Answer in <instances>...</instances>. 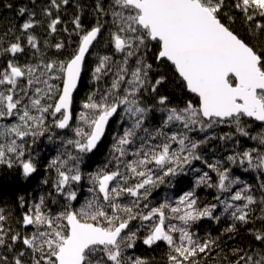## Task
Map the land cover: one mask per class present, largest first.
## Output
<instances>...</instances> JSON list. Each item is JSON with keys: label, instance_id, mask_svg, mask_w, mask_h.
<instances>
[{"label": "snow or ice", "instance_id": "obj_1", "mask_svg": "<svg viewBox=\"0 0 264 264\" xmlns=\"http://www.w3.org/2000/svg\"><path fill=\"white\" fill-rule=\"evenodd\" d=\"M68 4L48 0L41 19L36 11L20 7L19 16L27 18L19 35L10 29L11 39L9 33L0 37V121L5 122L0 123V165L17 167L22 179L30 180L38 172L32 155L37 139L47 135L62 146L42 181L50 186L47 195L31 207L21 196L18 219L0 208V264H152L146 257L125 254L137 241L150 249L167 245V264H207L215 249L225 251V236L231 240L238 226L256 221L261 227L248 229L252 242L231 249L220 264H264V179L257 199L252 187L231 176L222 161L209 162L200 151L211 140L248 137L258 147L226 160L264 177V129L252 135L249 123L264 125V0H97L94 12L106 19L85 28L75 15L71 23L78 39L61 59L65 43L41 41L34 30L43 27L48 36L56 34L63 23L61 8ZM233 12L240 13L247 38L233 28ZM103 30L113 52L99 56L91 69L95 87L73 126L74 93L86 56ZM46 49L56 54L49 57ZM29 51L30 59L21 63ZM168 83L188 94L182 105L160 93ZM156 113L161 114L159 125L149 127ZM116 117L119 128L106 162L85 173L81 165L104 147ZM222 125L234 131L207 134ZM54 129L71 135L57 136ZM194 133L206 135L198 139ZM194 161L216 174L214 181L203 171L195 185L215 188V202L201 204L193 188L175 202L150 206L153 189ZM85 180L89 196L76 207ZM222 218L232 222L220 236L201 238L194 231L202 220L219 223Z\"/></svg>", "mask_w": 264, "mask_h": 264}, {"label": "trees", "instance_id": "obj_2", "mask_svg": "<svg viewBox=\"0 0 264 264\" xmlns=\"http://www.w3.org/2000/svg\"><path fill=\"white\" fill-rule=\"evenodd\" d=\"M48 0H36L35 5H33L32 0H0V37L4 36L5 33H9L7 39L12 38V32L10 29H15V34L19 35V26L24 22L27 16L21 17L18 14L20 7H27L30 11H36L37 19H41L40 9L41 7L47 6ZM97 0H69V4L62 6L60 11V16L63 21L61 25L58 26V32L51 36H48L43 27H37L34 31L41 38V41L48 39L51 43L56 41H63L66 45L65 49L62 50V55L60 58L63 59L68 52L72 51L75 47L78 37L73 31V24L71 23L75 15L79 14L81 17L82 24L85 28L90 27L95 24L96 20L99 18L101 20L106 19L105 17H98L95 12V5ZM107 3V0H105ZM228 3L231 4V0H228ZM11 4V8L5 7V5ZM228 9H226L227 11ZM235 17V23L232 25L233 28L239 32L242 36L247 38V27L244 25L242 18L239 12L232 13ZM67 27L68 32H64L63 28ZM71 33V35H70ZM108 32L106 30L102 31V35L98 38V42L94 44V47L90 49L89 54L86 57V69L82 74V82L79 89L74 94V122L75 126V116L81 110V103L85 100L87 95H89L93 90L95 85L91 81V69L98 62L99 56L111 55L113 50L111 46L107 43ZM49 57H53L56 54L55 49H46ZM31 57V52L29 51L23 57H21L20 62L23 63L29 60ZM119 59V55L115 57ZM4 62V58L0 57V65ZM151 62V61H150ZM165 69L168 71L170 80L172 79V72L170 69ZM155 73H153V76ZM160 93L166 94L169 96L172 104H183V101L188 98V94L182 92L179 87L175 84L168 83L160 89ZM147 103H151L149 98ZM160 113L156 115L151 120L149 127H156L159 125ZM119 117L114 118L111 122L108 132L104 140V147L100 152L96 153L94 157L90 160L85 158L84 163L81 165L82 171L85 173L95 171L98 167H102L108 158V150L112 143V135L116 133L119 126L117 124ZM0 123H5L0 121ZM252 135H256L261 129H264V125L258 124L256 122H251ZM57 133V136H68L71 135L67 130L59 131L54 129ZM234 131V128H229L226 125H222L217 129L209 130V133L213 132L219 136L223 133H228ZM196 138H203L205 133L193 134ZM235 139H239V144L235 143ZM61 144L58 139L53 141L48 140V136L40 137L37 139V142L32 145V155L33 158L37 161L38 172L34 175L33 179L24 180L20 176L19 170L17 167L9 169L6 165H0V208H3L6 212H10V215L14 218H19L23 213V209L19 207V198L23 196L28 202V206L31 207L34 203L39 202L40 196H46L47 193L51 190L49 185H45L42 181L49 176V171L47 170V165L50 161L58 155V152L61 150ZM258 147L256 141L251 140L248 137H234L233 140L224 142L218 139L211 140L207 145L202 146L200 149L204 158L209 162H215L220 160L223 162L224 167L231 169L230 175L233 177H239L241 181L246 185L252 187V194H254L257 199L260 198V190L258 185L261 183L264 177L258 171L248 170L245 171L244 168L246 165L241 166L239 163L232 164L227 162L226 157L228 155L234 154L235 152L243 151L246 149ZM193 169H200L201 172H195ZM203 171H209L212 175L213 180H216V174L207 169L201 161H194L192 165L185 166L184 171L177 175L176 177H166L165 183L159 185L153 189L151 196L149 197L150 206H158L160 203H163L166 199L169 202H175L186 191L193 190L195 188L197 195L199 197V202L201 204L215 202L213 197L216 195L215 188H207L201 186L196 188V180ZM159 174V173H158ZM54 175V173H52ZM83 187L81 188L79 199L75 203L76 207H79L80 204L84 202V199L89 196L86 189L88 187L87 181L85 180ZM244 185H241L243 187ZM50 206L53 210H56L57 206L51 204ZM227 215V214H225ZM256 216H259V210L257 209ZM11 222V221H10ZM232 221L227 218H222L219 223L209 220H202L194 228V231L198 233L201 238H207L210 233L214 238L220 236L224 229ZM140 222L133 221L132 227L135 230L138 227ZM13 227H16L13 224ZM239 233L234 235L231 240L224 237L221 247L225 251H220V248L215 249L212 256L207 258V264H220V258L223 257L226 253H230L231 249L236 247H244L252 242V236L250 235L249 228H260L261 224L259 221H256L255 224H249L246 226H238ZM31 229H26L30 231ZM143 232V229L141 230ZM168 252L167 245L160 243L158 247L154 246L153 248H148L143 245L141 241H137L135 248L126 250V255L132 256H142L148 258L152 264H167L166 254ZM203 264V262H202Z\"/></svg>", "mask_w": 264, "mask_h": 264}, {"label": "bare ground", "instance_id": "obj_3", "mask_svg": "<svg viewBox=\"0 0 264 264\" xmlns=\"http://www.w3.org/2000/svg\"><path fill=\"white\" fill-rule=\"evenodd\" d=\"M86 57H87V56H86ZM79 87H80V86H79ZM78 89H79V88H78ZM78 89H77V90H78ZM74 94H75V93H74ZM73 122H74V121H73ZM59 131H66V130H59Z\"/></svg>", "mask_w": 264, "mask_h": 264}, {"label": "water", "instance_id": "obj_4", "mask_svg": "<svg viewBox=\"0 0 264 264\" xmlns=\"http://www.w3.org/2000/svg\"><path fill=\"white\" fill-rule=\"evenodd\" d=\"M256 123L260 124V122H256Z\"/></svg>", "mask_w": 264, "mask_h": 264}]
</instances>
